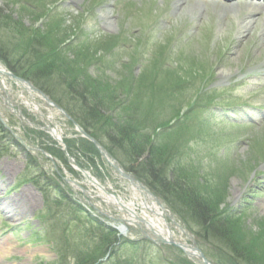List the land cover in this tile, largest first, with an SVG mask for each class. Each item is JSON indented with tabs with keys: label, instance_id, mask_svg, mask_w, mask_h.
I'll list each match as a JSON object with an SVG mask.
<instances>
[{
	"label": "rangeland",
	"instance_id": "obj_1",
	"mask_svg": "<svg viewBox=\"0 0 264 264\" xmlns=\"http://www.w3.org/2000/svg\"><path fill=\"white\" fill-rule=\"evenodd\" d=\"M26 2L27 0H0V10L2 12H0V16L8 15L20 24L18 26L15 23L14 27H7L4 23L5 20L0 17V48L10 52L14 58L10 57L7 60L15 63L18 70L23 68L22 64L27 67L24 68L25 71L29 68L27 65H31V69L38 65V62L34 60L36 57L32 56V52L25 54L16 51V46L21 43V40L28 42L35 39L37 37L35 32L38 29L42 32L50 31L49 39H53V42L56 43L61 42L60 46H64L69 39L76 41L79 38H84L87 42L80 43L81 45L74 49L65 46L60 59L70 63L76 61L79 64V69L86 70L92 78H101L102 81L111 83L113 86L117 82L122 83L124 89L117 88L115 96L117 95L121 100L129 98V100L137 101L142 91L138 87L141 86L145 90L149 78L157 74L155 67H158V61L154 64L153 69L148 66V69L145 70L147 65L142 66V63L149 60L151 56L149 48L153 46L154 50V46H156L157 52L164 53V61L161 65L169 66L170 69L178 72L183 78V92L181 94L183 97L173 102L170 101L176 97L175 91L167 89L166 84L170 86L174 78L165 79V89H163L165 92L159 93V99L154 100L155 104L159 106V110L163 108L164 113L170 112L171 107L178 109L182 103H185L183 101L189 90H194L203 77L211 74L214 79L211 81V83L213 82L212 85L221 86L226 80L230 79H228L229 77H221L223 75H220V73H225V75L231 73L232 77H238L244 74L241 67L242 62L247 61V57L254 60L259 57L264 58V55L256 54L258 52L256 46L249 50L251 39L235 40L233 38L234 27L231 29L229 27L224 35L215 36L218 27L216 14L218 8L222 7L221 4H214V6L212 4H201L200 0H185L181 3V7L176 8L172 0H41L39 3L36 0L34 6H31L30 3L26 4ZM191 5H202V10L206 11L204 15H209L210 19H201L200 21L196 17L192 19L190 15H185L183 18L179 17L178 14L191 7ZM24 7H27V9ZM49 10L50 13H55V22L59 23V28L56 30H52L51 25L46 24L48 15L44 13H48ZM230 20L228 13L222 18L224 22ZM16 27H18L19 33L23 34V38L18 40L17 37L14 38V35H17V31L14 30ZM37 33L41 32L37 31ZM147 40L153 43L149 45ZM116 45L117 47L112 52L113 47ZM125 45H127V48L124 47ZM33 47L39 50L37 46ZM224 48H226V52L221 54ZM42 52L49 53V50L45 48ZM48 57L50 56H46L45 59ZM236 58L238 62H236ZM169 60L170 64H167ZM0 61L6 67L7 72L14 69L19 78L24 74L18 72L13 66L11 67L1 56ZM211 67L214 68L213 72H211ZM165 71L167 72V70ZM76 72H78L77 69ZM26 76L23 75L22 77L30 78ZM44 76L46 77L40 78V81L35 79L36 83L60 103L66 115H60L52 107L43 103L41 99H35L39 113L37 114L32 108V104L29 105L30 107L24 105V102L31 103V99L17 100V94L14 100H17L18 104L20 103L19 106H21L22 112L24 111L26 118L22 115L17 116L16 113L11 114L10 110L12 108L6 104H1L2 113L7 117L6 119H10L8 125L14 126L16 129L13 128L14 131L28 147H25V152L31 156L34 164L28 166L26 157L20 154L18 147L14 148L13 145L12 148L10 147L11 141H15L14 134L12 131H7V127L0 122V144L8 148L7 157L2 156L0 158V183H2L1 187L3 186V189L0 190V212L6 217V222L11 227L0 229V242H8L9 246H6L11 248L10 254L3 255L1 253L3 256L0 255V264H93L108 255L114 264H123L121 262L123 260H125L124 264H146L148 254L155 257L156 263L162 260L161 264H200L190 259L181 249L170 243L162 242L158 238H154L152 242L145 241L140 236V225H137L141 223L140 221L139 223L129 222L130 224H127L128 233L119 230L120 220L114 218L123 217V212L108 206L97 196L93 195L92 198L81 196L78 189L66 188L68 184L61 182L57 174H54L57 177L52 175L51 170L54 169V166L47 155L67 168L70 175L66 171V177L79 182L91 194L96 193L95 188L86 184L87 179L84 181L85 178L82 177L80 172L69 165L60 145L51 144L49 141L47 143L44 140L45 138H42V134L48 135L43 128L45 126L43 117L48 115H53L52 117L61 126L62 133L60 134L64 143L66 142L67 152L73 153L75 159L82 160L85 163L83 164L86 166L85 168L109 188V191L114 192L116 195L119 194L125 201L130 200V181L123 177L120 178L89 140L79 138L75 134V125L69 116L73 120H77L76 107L80 105V101L76 100L75 94L68 88L66 81H62L54 73ZM141 76L145 78L144 84L140 81ZM33 77L31 76V78ZM7 81L9 80L6 79V84ZM250 85L244 84L241 86L249 93L243 97L235 96V101L247 100V102L253 104H264V88L253 92L254 85ZM175 89L178 90L179 86L176 85ZM233 91H236V89ZM222 98L225 100L231 99L229 93L222 94ZM162 119H165L164 116ZM187 123L191 124L192 121L188 119ZM246 134L250 141L238 144L234 142L236 138L233 136L244 137ZM181 136L182 134L179 133L178 136L172 137V141L169 142L170 161L171 158H174L175 161V158H181L182 165L192 166H188L191 171L188 177L194 183L192 185L197 184L198 189L201 188V190L213 191L217 189L221 192H219L221 198L217 200L224 197V202L227 201L228 204L236 206L239 203V197L236 199L234 195L240 192L243 186L245 187L244 178L247 176V169L255 165L254 163L258 161L260 155L264 153V122L260 125L256 124L253 129L245 130L242 135H236V131L231 130L223 140L214 144L204 137L198 138L193 143L195 151L193 148H190L188 152L184 149L181 150L177 141L178 137ZM104 141L100 142L107 148L106 141ZM175 147H177L176 151L174 150ZM0 150L2 149L0 148ZM110 153L120 166L129 168L128 163H125L126 157L121 154L120 149L110 148ZM24 166L28 167V173L34 180L41 178L46 183L49 179L51 183L48 182L49 190L53 189L51 192L53 195L54 192L58 194L56 201H52V204L48 205L49 216L54 227L47 236L44 234L37 236L38 231L34 227L38 224L36 217L33 219V213L40 208H35V206H40L39 196L37 197L34 190L27 186L10 189L16 176ZM160 168L166 170L168 166L164 164ZM131 172L134 176H137L134 171ZM153 173L155 174L156 171L154 170ZM132 174L127 173V175L134 177ZM139 174L143 175L138 170ZM249 177V181L252 179L249 183H255V186L237 206L239 211L235 215L242 213V217L239 218L238 224L235 221L228 223L229 230L226 229L224 235L230 234V229L235 231L239 236L238 238H241L247 244L248 248L246 250L253 253L255 259H260L257 264H264V175L259 178L255 175ZM254 179L255 182H253ZM52 184L54 185L51 186ZM59 186L62 187L67 198L59 196V193H61ZM7 188H9L7 193H4ZM22 193L25 202L19 198ZM77 197H80L84 202H90L92 206L96 207L92 208L93 212L104 218L108 222L107 224L118 226L115 230L116 234L118 233L122 237L132 240L144 239L143 242H140V245L121 248L116 240L115 244L109 249L110 253L103 249L98 252L91 251L94 238L92 237L91 240L88 232H86L88 230L85 231L82 227L78 229L63 227V218L65 219L72 214L76 216L79 214L78 210L72 211L75 206L71 207L68 203V201L74 199L79 201ZM164 197L166 203L162 202L159 211L165 208L163 216L177 238L182 242L199 247L201 253L214 264L246 263H242L237 255L232 254L225 243L215 240L216 237L205 238L204 235L202 237L197 235L196 232H201H199L197 224L191 219L187 208L179 203L177 204L174 197L169 193L164 194ZM10 200L18 202L19 207L23 205L24 209L21 208L20 210L18 208V213L12 210L8 212L3 205L10 202ZM167 203L170 204L169 207H167ZM168 208H174L185 218L187 224L181 223L176 215L166 216V209ZM14 212L16 216L18 215V219L14 216L15 214L11 215ZM61 212H63V215ZM84 218V216L81 217L82 221L89 226ZM1 220H4V218H1ZM19 223L23 224L19 226L16 234L12 237L10 231L14 225ZM30 224H32V227ZM185 224L189 225L190 228L186 227ZM192 230L196 233L195 235H193ZM241 231L245 233H241ZM43 232L45 233L46 230ZM237 239L233 241L236 244H238ZM0 251L4 252L1 248Z\"/></svg>",
	"mask_w": 264,
	"mask_h": 264
},
{
	"label": "trees",
	"instance_id": "obj_2",
	"mask_svg": "<svg viewBox=\"0 0 264 264\" xmlns=\"http://www.w3.org/2000/svg\"><path fill=\"white\" fill-rule=\"evenodd\" d=\"M0 17L6 21L4 23L7 27H14L15 23L20 26L18 21L11 19L8 15ZM51 28L52 30H56L59 28V23H52ZM17 29L18 27L14 29L15 32L17 31V35H14V38L16 39L17 37L18 40L23 38V34H20ZM37 31L41 33H37ZM35 33L37 34L35 39L28 42L21 40V43L16 46L17 52L25 54L32 52V56L36 57L34 60L38 62V65L34 66L33 69H31V65H27L29 68L25 71L24 68L27 67L22 64L23 68L18 70L15 63L7 60L13 56L2 48H0V56L11 67L13 66L18 72L24 73V76L28 75L26 77H30L29 79L34 82H36L35 79L40 81V78L46 77L44 75H48L49 73H54L62 81H66L68 88L75 94L76 100L80 101V105L76 107L77 121L87 129L95 130L97 128L93 136L99 141L105 140L106 142H104L109 151L110 148L113 149L114 147L117 150L120 149L121 154L126 157L125 163L129 165L127 169L134 171L138 178L143 180L164 199V194L169 193L174 197L177 204L179 203L184 208H187L191 219L197 224L199 232H201H196L197 235L201 237L204 235L203 237L205 238L216 237L215 240L225 243L232 254L237 255L242 263L246 262L244 264L259 263L260 259H255L254 254L246 250L248 248L247 244L241 238H238L239 236L235 231L230 229L235 236L231 232L226 236L224 235L225 230H229L228 223L230 224V222L235 221L238 224L239 218L230 220L218 215V208L224 200V197L217 200L221 198V192L217 189L213 191L207 189L201 190V188L198 189L197 184L195 186L192 185L194 184L192 183L193 180H190L188 177V174H191L190 169L183 168L178 163L176 164L177 161L174 158H171V161L169 159L171 156L169 154L171 153H168L170 151L168 145H170L169 142L171 140L168 138L167 140H154L149 132L144 131L146 127H155L157 120H159V106L158 108L155 106V101L151 97H144L147 95L145 90H150L153 84L151 83L152 76L149 78L145 90L141 86L138 87V89H142L141 94H144H140L141 97L139 95L137 101L129 100V98L121 100L115 94L118 87L124 89L122 83L117 82L113 86L111 83L102 81L101 78H92L84 69L80 70L79 64L76 61L72 63L62 61L59 56L60 53H54L61 42L56 43L53 42V39H49L50 31L42 32L38 29ZM33 46H37L39 50ZM45 48L49 50V53L42 52ZM155 55L157 56V54ZM46 56L50 57L45 59ZM149 66L150 69H153V64ZM76 69L78 72H76ZM147 69L148 66L145 70ZM32 70L33 72H31ZM150 71L153 72L152 70ZM31 76L34 77L31 78ZM144 80L145 78L141 76V83ZM160 84L163 86L162 83ZM71 99L73 100V98ZM174 150L176 151L177 147ZM164 164L168 166V169L162 170L160 168ZM136 169L141 171L143 175H138V170ZM154 170L156 171L155 174L153 173ZM187 226L190 228L189 225ZM95 227L97 226L95 225ZM100 228L97 229V236L100 239V243L97 246L98 251L103 248H100L101 240L103 242L107 241L109 244L114 241L112 233L110 235L101 224ZM241 233L245 232L241 231ZM96 234L97 232L94 231L92 237ZM236 239L238 244L233 242Z\"/></svg>",
	"mask_w": 264,
	"mask_h": 264
},
{
	"label": "bare ground",
	"instance_id": "obj_3",
	"mask_svg": "<svg viewBox=\"0 0 264 264\" xmlns=\"http://www.w3.org/2000/svg\"><path fill=\"white\" fill-rule=\"evenodd\" d=\"M173 5L176 8L181 7V3L185 0H172ZM176 12V11H175ZM230 15L231 20L229 22L222 21V18L225 17L226 14ZM179 17L183 18L185 15H190L192 19L200 18L203 16L204 19H210L209 15H204L202 13V5H191V7L186 8L181 13L178 14ZM216 18L218 19V27L215 31V36L219 37L220 35H224L225 31L227 32L228 28H232L235 26L234 36L237 40L242 39H251L253 41L252 46L257 47L258 55L264 54V2L263 0L258 1H250V0H233L231 4L226 6H222L218 8ZM261 49V50H260ZM236 62H238L236 58ZM259 72H264L259 71ZM220 75H225V73H220ZM222 77V76H221ZM17 103L14 99H11V102ZM52 124H51V123ZM47 127L49 128L50 135L53 137H57L60 131V125L56 120H50L46 122ZM60 143V142H59ZM86 172H84V175ZM85 178V176H84ZM87 178V177H86ZM85 181V179H84ZM88 186H93L96 188L95 195L100 198L101 201L109 205L115 206V209L120 210L124 213L123 217L120 219L126 220V222H133L135 220L141 219L144 222L143 226L148 230L152 231V234L155 236L170 240L173 242L183 243L188 248H191V245L185 242H182L179 238L175 236L172 232L170 224L167 223L166 219H164L163 213L159 211V207L155 204V202L150 197V194L145 193L139 189L137 185L132 183V187L129 189L131 192L130 200L125 201L121 198L119 194L110 193L108 188L103 186L100 183V186H97L94 180L86 181ZM0 183V190L3 189ZM75 186V183H73ZM91 195V194H90ZM80 198V197H79ZM23 200V198H21ZM82 200V199H81ZM24 201V200H23ZM25 202V201H24ZM83 202V201H81ZM86 204H88L86 202ZM8 212L17 211L18 208L24 209L23 205L19 207L18 202H14L13 200L3 205ZM16 213H13V215ZM149 227V228H148ZM122 231H124L123 225L119 227ZM145 228V229H146ZM4 253L10 252L11 248L6 245L1 247ZM33 252V251H32ZM32 254V253H31ZM190 257L193 260H198L199 263L204 264L203 260L199 259L198 251L191 250L189 253Z\"/></svg>",
	"mask_w": 264,
	"mask_h": 264
},
{
	"label": "water",
	"instance_id": "obj_4",
	"mask_svg": "<svg viewBox=\"0 0 264 264\" xmlns=\"http://www.w3.org/2000/svg\"><path fill=\"white\" fill-rule=\"evenodd\" d=\"M177 246H179V245L177 244Z\"/></svg>",
	"mask_w": 264,
	"mask_h": 264
}]
</instances>
